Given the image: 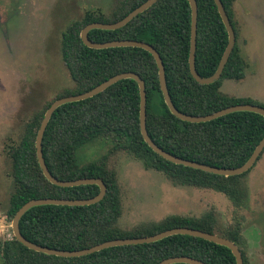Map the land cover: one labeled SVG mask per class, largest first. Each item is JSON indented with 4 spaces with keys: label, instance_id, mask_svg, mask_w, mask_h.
<instances>
[{
    "label": "trees",
    "instance_id": "trees-1",
    "mask_svg": "<svg viewBox=\"0 0 264 264\" xmlns=\"http://www.w3.org/2000/svg\"><path fill=\"white\" fill-rule=\"evenodd\" d=\"M145 0H119L109 15L86 12L69 24L60 39L61 58L74 89L65 90L44 104L25 123L20 140L10 145V193L6 216L34 198H90L99 192L96 184L61 187L50 183L38 164L35 140L44 112L55 99L90 90L107 78L134 72L146 90V129L160 148L180 158L217 167L243 164L264 136V117L250 111H236L206 122H187L168 109L159 85L153 55L139 47L89 48L80 38L81 29L91 22L120 20ZM235 31L236 43L221 76L209 84L198 83L189 70L191 9L188 0H157L124 26L114 30L92 29L95 42L138 40L153 46L165 70L166 84L174 106L191 115H205L241 103H255L249 97L228 95L220 90L224 79L242 80L249 64L237 43L238 29L232 5L221 0ZM197 30L195 68L202 77L216 70L228 42V34L214 0H196ZM139 87L125 78L83 100L65 103L52 114L42 138V154L51 174L61 180L101 178L106 193L97 203L82 206L40 205L27 210L19 221L21 234L29 241L63 250L88 248L116 238L148 236L174 227L195 228L233 241L242 248L239 221L228 227L218 224L209 210L199 217L171 214L159 221L124 229L120 189L115 173L107 168L105 156L99 162H81L78 150L96 140L110 142V152L123 150L138 159L145 169L164 174L176 185L210 188L226 195L235 206L246 197L240 175L223 176L172 163L155 153L144 141L139 123ZM259 155L258 159L262 155ZM172 256H190L205 264H236L231 250L211 241L174 234L155 242L113 246L79 257H59L29 249L15 237L0 238V264H158ZM187 264V263H174Z\"/></svg>",
    "mask_w": 264,
    "mask_h": 264
},
{
    "label": "rangeland",
    "instance_id": "rangeland-1",
    "mask_svg": "<svg viewBox=\"0 0 264 264\" xmlns=\"http://www.w3.org/2000/svg\"><path fill=\"white\" fill-rule=\"evenodd\" d=\"M119 0H0V238L13 237L6 216L12 190L7 149L20 140L25 123L44 104L74 89L60 51L63 31L86 12L109 15ZM237 43L249 66L242 80L224 79L220 90L264 104V0H235ZM96 140L78 150L81 162H99L117 178L124 229L156 222L171 214L199 217L209 210L218 224L239 221L248 264H264V152L241 178L246 197L235 206L210 188L176 185L145 169L123 150Z\"/></svg>",
    "mask_w": 264,
    "mask_h": 264
},
{
    "label": "water",
    "instance_id": "water-1",
    "mask_svg": "<svg viewBox=\"0 0 264 264\" xmlns=\"http://www.w3.org/2000/svg\"><path fill=\"white\" fill-rule=\"evenodd\" d=\"M157 0H145L140 5L135 7L133 10H131L127 15H125L120 20H117L112 23H103V22H91L86 24L80 31V38L84 45H86L89 48L94 49H102V48H110V47H121V46H132V47H139L147 50L150 52L157 64L158 67V77H159V85L160 90L162 92L164 101L170 110V112L177 118L187 121V122H206L210 121L212 119H215L217 117L223 116L228 113L236 112V111H250L255 112L264 117V107L260 106L258 104H252V103H241V104H234L231 106H227L224 108H221L217 111H214L209 114L205 115H191L184 112L179 111L173 104L171 97L168 92L167 84H166V77H165V70L164 65L162 62V59L159 55V53L153 48L152 45L138 40H111L106 42H95L88 37V32L92 29H103V30H114L117 28H120L124 26L126 23H128L132 18H134L139 13L143 12L147 8H149L151 5H153ZM190 9H191V35H190V50H189V70L192 75V77L200 84H209L214 82L215 80H218L221 76V73L223 71V68L228 60V57L236 43V37H235V31L233 29V26L230 22V19L227 15V12L223 6V3L221 0H214L217 10L219 12V15L221 17V20L225 26V29L228 34V42L224 49V52L220 58V61L218 63V66L213 74L210 76L202 77L198 74L196 68H195V51H196V30H197V2L196 0H188ZM130 78L137 82L139 87V95H140V101H139V123H140V131L141 135L146 142V144L158 155H160L162 158L175 163L180 164L188 167H192L195 169H199L205 172H210L217 175H223V176H234V175H240L244 172L248 171L257 161L259 155L264 149V136L261 138V140L258 142L256 147L254 148L253 152L249 156V158L240 166L237 167H217L212 166L204 163H200L194 160H187L184 158H180L178 156H175L169 152H166L162 148H160L157 144L154 143V141L150 138L148 135L147 129H146V90H145V83L143 79L139 77L138 74L134 72H121L118 74H115L103 82L99 83L98 85L94 86L90 90H87L85 92L79 93V94H73V95H67L62 96L50 104V106L46 109L44 112L43 118L40 122L37 134H36V140H35V148H36V155L38 164L40 166V169L45 176V178L52 184L61 186V187H71V186H78V185H87V184H96L99 187V192L90 198H77V199H67V198H34L30 199L27 202H25L14 214L12 221H11V228L13 236L16 240H18L20 243H22L24 246H26L29 249L35 250L37 252H42L44 254L48 255H54L59 257H79L83 255H88L97 251H100L102 249L113 247V246H123V245H131V244H142V243H150L155 242L160 239H163L167 236L174 235V234H184L189 236H194L198 238H202L208 241H211L213 243L223 245L227 248H229L232 252V254L235 257L236 264H243V258L241 251L239 247L231 240L220 236L215 233H210L206 231H202L195 228H188V227H174L170 229L163 230L161 232L148 235V236H141V237H133V238H116L112 240H107L98 244H95L93 246H90L88 248H82V249H76V250H63L58 248H50L47 246L39 245L36 243H33L29 240H27L20 231L19 228V221L22 215L29 210L30 208L34 206H40V205H68V206H82V205H90L99 202L103 199L106 193V185L102 181L101 178H95V177H84V178H76L71 180H61L56 178L51 174L49 169L47 168L45 164V160L43 158L42 154V138L44 131L46 129V126L54 113V111L61 105L65 103L75 102L79 100H83L86 98H90L103 90H105L107 87L111 86L115 82ZM174 263H187V264H205L203 261L198 260L196 258L190 257V256H172L165 258L161 260L158 264H174Z\"/></svg>",
    "mask_w": 264,
    "mask_h": 264
},
{
    "label": "flooded vegetation",
    "instance_id": "flooded-vegetation-1",
    "mask_svg": "<svg viewBox=\"0 0 264 264\" xmlns=\"http://www.w3.org/2000/svg\"><path fill=\"white\" fill-rule=\"evenodd\" d=\"M256 163V162H255Z\"/></svg>",
    "mask_w": 264,
    "mask_h": 264
}]
</instances>
